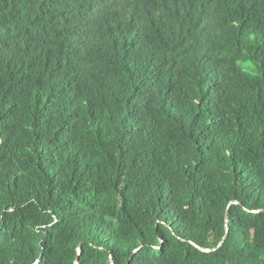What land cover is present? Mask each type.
<instances>
[{
    "label": "trees",
    "instance_id": "trees-1",
    "mask_svg": "<svg viewBox=\"0 0 264 264\" xmlns=\"http://www.w3.org/2000/svg\"><path fill=\"white\" fill-rule=\"evenodd\" d=\"M245 209L264 0H0V264H264Z\"/></svg>",
    "mask_w": 264,
    "mask_h": 264
},
{
    "label": "water",
    "instance_id": "water-1",
    "mask_svg": "<svg viewBox=\"0 0 264 264\" xmlns=\"http://www.w3.org/2000/svg\"><path fill=\"white\" fill-rule=\"evenodd\" d=\"M231 204H239V202L234 201V202H231L230 205H231ZM245 211H246V212H249V213H253V214H258V213H260V212H263L264 210L250 211V210H248V209H245ZM227 234H228V216L226 215V234H225V236L223 237L222 241L220 242V244L218 245L217 248H214V249H207V248H202V247H200V246H198V245H196V244H194V243H192V244H193V246H194L195 248H197L199 251L204 252V253H209V252L215 251L216 249H218V248L221 247V245L223 244L224 240H225L226 237H227ZM79 253H80V250H79ZM76 264H78V262H76ZM111 264H113L112 260H111Z\"/></svg>",
    "mask_w": 264,
    "mask_h": 264
}]
</instances>
